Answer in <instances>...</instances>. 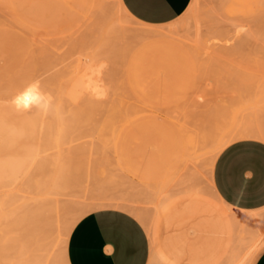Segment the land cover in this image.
<instances>
[{
  "label": "rangeland",
  "instance_id": "1",
  "mask_svg": "<svg viewBox=\"0 0 264 264\" xmlns=\"http://www.w3.org/2000/svg\"><path fill=\"white\" fill-rule=\"evenodd\" d=\"M24 1L0 0V106L30 97L26 113L42 109L44 130L39 126L33 140L48 163L38 178L46 192L62 171L64 188L52 196L50 223L35 225L39 234L30 223L0 219V264L52 263L65 227L86 206L145 215L153 245L161 224L182 216L224 221L213 214L225 205L212 186L214 162L235 139L264 138L262 0H193L177 20L156 27L124 14L117 0ZM145 29L169 37L148 42L137 35ZM87 55L100 64L107 93L67 100L66 82ZM220 139L227 144L218 150ZM162 194L171 201L160 213Z\"/></svg>",
  "mask_w": 264,
  "mask_h": 264
},
{
  "label": "crops",
  "instance_id": "2",
  "mask_svg": "<svg viewBox=\"0 0 264 264\" xmlns=\"http://www.w3.org/2000/svg\"><path fill=\"white\" fill-rule=\"evenodd\" d=\"M119 1L135 21L156 27L177 20L193 0ZM20 104L0 106V146L8 149L0 152V187L39 177L48 163L43 145L33 140L39 120ZM13 113L18 115L11 118ZM63 178L61 171L57 181L64 185ZM211 180L225 203L213 214L224 221L182 216L173 224H161L153 245L146 225L132 212L90 210L71 229L68 264H264V138L251 134L230 142L218 154Z\"/></svg>",
  "mask_w": 264,
  "mask_h": 264
},
{
  "label": "bare ground",
  "instance_id": "3",
  "mask_svg": "<svg viewBox=\"0 0 264 264\" xmlns=\"http://www.w3.org/2000/svg\"><path fill=\"white\" fill-rule=\"evenodd\" d=\"M24 1V0H23ZM29 1V0H27ZM55 1V0H54ZM81 1V0H80ZM35 2V0H34ZM33 1L31 3H34ZM118 2V5H119V8L120 10H122L124 12V14H127L126 10L124 9V7L122 6V4L120 3L119 0H117ZM227 2H229L231 5H239L242 3L241 0H227ZM23 3V2H22ZM24 3H26L24 1ZM23 3V4H24ZM28 3V2H27ZM44 4V2H42ZM48 4V3H47ZM59 4V3H58ZM57 4V5H58ZM261 4L264 5V0L261 1ZM26 5V4H25ZM45 5V4H44ZM18 6H20L18 4ZM33 6H35V4H33ZM21 7V6H20ZM20 7H17V9H19ZM47 7V6H46ZM51 7V5H50ZM96 7V6H95ZM23 8V6H22ZM33 8V7H32ZM48 8V7H47ZM11 9V8H10ZM21 9V8H20ZM53 11L54 8H52ZM51 9V10H52ZM24 10V8H23ZM47 10V9H46ZM65 10V9H64ZM19 11V10H18ZM35 11V10H34ZM20 12V11H19ZM25 12V11H24ZM51 13V12H50ZM83 13V12H82ZM34 14V13H33ZM45 14V13H44ZM58 14V13H57ZM74 14V13H73ZM15 15V14H14ZM29 15V14H28ZM128 15V14H127ZM25 16V15H23ZM58 16V15H57ZM34 17V16H33ZM31 18V17H30ZM36 18V17H35ZM70 18V17H69ZM29 20V19H28ZM31 20V19H30ZM34 20V19H33ZM48 20V19H47ZM57 20H60V19H57ZM66 20V19H65ZM88 20V19H87ZM72 21V19H71ZM76 21V20H75ZM58 22V21H57ZM62 22V21H60ZM78 23V22H77ZM55 24H57L55 22ZM65 25V24H64ZM42 27V26H41ZM57 27V26H56ZM51 28V27H50ZM142 28V27H141ZM140 28V29H141ZM53 29V28H52ZM58 29V27H57ZM65 29V28H64ZM67 29V28H66ZM85 29V28H84ZM39 30V29H38ZM59 30V29H58ZM63 31V30H62ZM66 31V30H65ZM98 31V30H97ZM51 32V31H50ZM37 33V32H36ZM61 33V32H60ZM40 35V34H39ZM138 37L142 40H145V41H148L150 39H153V38H156V37H169V33L165 30H159V29H145V30H142L140 31L138 34ZM47 36V35H46ZM63 36V35H62ZM86 36V35H85ZM187 36V35H186ZM47 38V37H46ZM106 38V37H105ZM63 39V38H62ZM45 40V39H43ZM57 41V40H55ZM86 41V40H85ZM90 41V40H89ZM117 41V40H116ZM46 42V41H45ZM188 43V42H187ZM47 47V46H46ZM59 47V46H58ZM57 47V48H58ZM87 47V46H86ZM48 48V47H47ZM50 48V47H49ZM125 48V47H124ZM84 49V48H83ZM82 49V50H83ZM51 50V49H50ZM57 50V49H56ZM85 50V49H84ZM48 51V50H47ZM86 51V50H85ZM89 51H92L91 49ZM116 51V50H115ZM51 52V51H50ZM83 52V51H82ZM47 53V52H46ZM42 55V54H41ZM82 57H83V54L81 53ZM78 56V55H77ZM80 56V55H79ZM115 56V55H114ZM86 57V58H85ZM84 57V62L86 61V59L88 60L87 63L85 62L84 64V67L80 64V65H77L72 74L70 75V77L68 78L67 82H66V85L63 89V95L65 99L67 100H71V101H78V100H81L82 101V98L86 97V96H89V97H99L101 98V96L103 97V95H105L107 93V87L106 85L103 84L102 82V78L100 76V73L101 72V66L100 64L98 63H95L96 59H94L92 56H85ZM107 57V56H106ZM50 58V57H49ZM46 59V58H45ZM74 59V58H73ZM78 59V58H77ZM83 59V58H82ZM104 59V58H103ZM61 61V60H60ZM68 61V60H66ZM72 61V59H71ZM53 62V61H51ZM50 62V63H51ZM56 62V61H55ZM54 62V63H55ZM74 62H75V59H74ZM83 62V63H84ZM66 63V62H65ZM105 63V62H103ZM102 63V64H103ZM45 64V63H44ZM63 64V63H62ZM59 66V65H58ZM104 66V65H103ZM102 66V67H103ZM107 66V65H106ZM52 67V66H51ZM50 68V67H48ZM105 68V67H104ZM107 68V67H106ZM52 69V68H51ZM57 69V68H56ZM47 70V68H46ZM48 72V71H47ZM51 72V71H50ZM54 73V72H53ZM263 73V71H262ZM46 74V73H45ZM114 77V76H113ZM112 77V79H113ZM44 78V77H43ZM57 79V78H56ZM47 83V81H46ZM45 84V83H44ZM43 85V83H42ZM41 85V86H42ZM46 85V84H45ZM262 86V85H261ZM39 88V87H38ZM41 88V87H40ZM43 88V87H42ZM264 88H262L263 90ZM33 90V89H32ZM261 90V89H260ZM54 91V90H53ZM53 91L52 90H47L45 92L46 96L49 97V96H52L51 98H53ZM262 92V91H261ZM34 95V93H32ZM44 94V95H45ZM43 95V97H44ZM97 97V99H98ZM264 96H262V99ZM45 98V97H44ZM30 99V97H28V99H22V104L23 105H26L27 106V102H29L28 100ZM35 100V99H34ZM90 100V99H89ZM258 101L261 100V98L257 99ZM53 101V100H52ZM51 101V102H52ZM86 101V100H85ZM93 101V100H92ZM90 100V102H92ZM257 101V102H258ZM50 102V103H51ZM47 103H49V101H47ZM46 103V104H47ZM55 103V102H53ZM80 104V103H79ZM30 105V104H29ZM33 105V104H32ZM42 105V104H41ZM44 105V104H43ZM49 105V104H48ZM45 106V105H44ZM43 106V107H44ZM30 107V106H29ZM32 107V106H31ZM252 107V106H251ZM255 108H257L256 105H254ZM33 108V107H32ZM32 108H30V110H32ZM42 108V106H41ZM250 108V107H249ZM40 109V107L38 108ZM38 109H33L32 112L34 113V115L36 116V118L39 120V123L41 125V128L43 129L44 128V122L43 120H41L42 118H40V114L41 113H44L42 112V109L41 111L38 110ZM43 109H46L47 108H43ZM49 110V108H48ZM47 110V111H48ZM51 110V109H50ZM75 111V110H74ZM254 111V110H253ZM258 111V110H257ZM47 113V112H46ZM259 113H260V110H259ZM258 113V115H260ZM250 115V114H249ZM151 116V115H150ZM154 117H156L155 115H153ZM42 117V116H41ZM262 118V116H260ZM254 118V117H253ZM249 119V118H248ZM259 117H257V120L259 122ZM264 120V117L263 119ZM260 120V122L262 121ZM256 121H252V122H255ZM257 124V123H256ZM261 124V123H260ZM256 126V125H255ZM263 125L260 126V128L262 127ZM256 129V128H255ZM44 130V129H43ZM262 132L264 131L263 128L262 129H259V131ZM229 141V140H228ZM225 144H227V139H220L219 142H218V146H217V149H221ZM222 150V149H221ZM221 152V151H220ZM219 153V152H218ZM61 173V171H60ZM60 178V174L58 175ZM64 188V185L61 184L60 182L56 181L54 183V185L51 187V189L49 191H46L44 192V189H45V182H43L40 178L36 177V178H33L32 176H28L26 177L25 179L21 180L20 182H15L13 184H10V185H7V186H1L0 187V219H3L4 221H8V222H13V221H17V222H27V223H30L32 224L33 226H38L40 223L41 225L44 223V220H45V224H49L50 223V220L51 217H52V214L54 213L53 211L54 208L53 206V201H52V196L54 195H57L59 194L60 190ZM97 188V187H96ZM94 188V189H96ZM164 189V188H163ZM102 195V194H101ZM99 195V196H101ZM109 195V194H108ZM59 196V195H58ZM65 196V195H64ZM95 196V195H93ZM69 197V196H68ZM98 197V195L96 196ZM113 197V196H112ZM99 199V198H98ZM117 198H115L116 200ZM123 198H121L122 200ZM128 199V198H127ZM126 199V200H127ZM108 200V199H107ZM118 200H119V197H118ZM171 201V198L170 196H166L164 194H162L159 199L156 201L157 203V211L158 212H163L166 207L168 206V204L170 203ZM62 202V201H61ZM126 203V202H125ZM59 204V203H58ZM98 204V202H97ZM87 205V204H86ZM100 205V204H99ZM114 205V204H113ZM126 205V204H124ZM131 205V204H130ZM83 206V205H82ZM112 206V205H111ZM128 206V205H127ZM115 207V205H114ZM120 206H118L117 208H119ZM134 207V205H133ZM63 208V207H62ZM128 208V211H129V207ZM135 208V207H134ZM139 208V207H138ZM91 208L86 206V207H82L80 212L74 217V219L71 221L70 224H68L66 227H65V232H63V237L61 238V240H59V245L58 246V249H56V246H55V252L53 251V262L50 263V264H68V260H67V256H66V247H67V241H68V237H69V234L71 232V229L73 227V225L75 224V222L81 217L83 216L86 212L90 211ZM136 210V208H135ZM138 210V209H137ZM141 210V209H139ZM144 210V209H143ZM145 211V210H144ZM135 212V211H134ZM253 212V211H252ZM63 213V212H61ZM137 213V212H135ZM144 213V212H143ZM147 213V212H146ZM64 215V214H63ZM62 216V214H61ZM137 216L146 226L149 230H152V227H153V223L151 221H148L147 220V217L145 215H141V214H137L135 215ZM234 217V215H233ZM232 217V218H233ZM50 219V220H49ZM56 219V217H55ZM54 219V221L56 222V220ZM234 219V218H233ZM240 219V218H239ZM252 220V219H251ZM43 222V223H42ZM68 222V221H67ZM4 223V222H3ZM52 223V222H51ZM233 223V222H232ZM63 224V223H62ZM240 224V223H239ZM30 226V225H29ZM35 226V228H37ZM54 226V225H52ZM51 226V227H52ZM56 226V225H55ZM64 227V226H63ZM50 228V227H49ZM53 228V227H52ZM61 228V227H60ZM39 231H37L36 229V232H39L41 233L39 227L37 228ZM49 230V229H48ZM47 230V231H48ZM43 231V230H42ZM53 231V230H52ZM35 232V233H36ZM50 232V231H49ZM47 232V233H49ZM263 235H264V229H263ZM44 233V232H43ZM37 234V235H38ZM3 235V234H2ZM46 235V234H45ZM34 236V235H33ZM40 236V235H39ZM38 236V238H39ZM44 236V235H43ZM52 236V235H51ZM36 237V236H35ZM50 237V236H49ZM38 238L36 237V239L38 240ZM16 239V238H15ZM46 239L47 241V244H50L48 242V240L50 238H47V236L44 238ZM52 239V238H51ZM60 239V238H59ZM40 240V239H39ZM17 242V240H16ZM18 242H19V239H18ZM53 244L55 241H53ZM260 242V241H259ZM1 243V242H0ZM34 243V242H33ZM56 244V243H55ZM9 245V244H8ZM20 245V244H19ZM35 245V244H34ZM46 245V244H45ZM48 246L47 247H50L51 246ZM259 245V243H258ZM3 246V245H2ZM17 246H18V243H17ZM54 246V245H53ZM52 246V247H53ZM15 248V247H14ZM26 249V248H25ZM39 249V248H38ZM234 249V248H233ZM1 250V249H0ZM48 251V250H47ZM236 251V250H235ZM253 251V250H252ZM43 252V251H42ZM238 252V251H236ZM241 252V251H240ZM3 253H6V252H3ZM13 253V252H12ZM52 254V253H51ZM242 254V253H241ZM31 255V254H30ZM33 255V254H32ZM157 255V254H155ZM51 256V255H50ZM36 257V256H35ZM40 257V256H39ZM47 257V255H46ZM156 258V257H155ZM160 258V257H159ZM51 259V258H50ZM1 260V259H0ZM157 260V259H155ZM163 262V261H161ZM24 264H40V261L38 260V258L34 259V260H31V261H24ZM153 264V263H152ZM162 264V263H161ZM164 264V263H163ZM235 264H241V263H235Z\"/></svg>",
  "mask_w": 264,
  "mask_h": 264
}]
</instances>
